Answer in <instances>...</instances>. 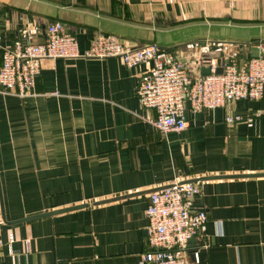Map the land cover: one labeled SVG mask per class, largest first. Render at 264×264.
I'll return each mask as SVG.
<instances>
[{"label":"crops","instance_id":"1","mask_svg":"<svg viewBox=\"0 0 264 264\" xmlns=\"http://www.w3.org/2000/svg\"><path fill=\"white\" fill-rule=\"evenodd\" d=\"M54 21L82 55L44 60L33 95L0 92V264H142L150 193L178 179L208 216L189 264H264V97L187 103L186 129L161 133L136 92L144 66L85 56L113 35L222 67L264 43V0H0V44L41 43Z\"/></svg>","mask_w":264,"mask_h":264},{"label":"built area","instance_id":"2","mask_svg":"<svg viewBox=\"0 0 264 264\" xmlns=\"http://www.w3.org/2000/svg\"><path fill=\"white\" fill-rule=\"evenodd\" d=\"M256 49V54L244 59L225 58L221 73L214 59L202 58V64L210 68L209 74L192 69L173 49L157 43L133 47L113 35L97 36L85 56L117 57L128 68L144 66L136 89L138 98L144 107L156 112L155 117H149L150 123L161 133H168L186 129L187 103L198 112L222 107L229 101L262 99L264 43H257ZM0 50V92L22 96L35 94L44 60L82 55L77 37L61 21L47 25L41 43L20 38L9 47L0 44ZM201 194L197 183L181 179L150 193L146 210L148 250L142 255V264H189L188 244L208 219L206 211L195 205ZM13 238L10 233L9 249ZM3 245L0 238V247ZM194 259L199 260L197 252Z\"/></svg>","mask_w":264,"mask_h":264},{"label":"water","instance_id":"3","mask_svg":"<svg viewBox=\"0 0 264 264\" xmlns=\"http://www.w3.org/2000/svg\"><path fill=\"white\" fill-rule=\"evenodd\" d=\"M203 73L204 74H209L210 73V68H206V67H204L203 69ZM223 71V69H222V67H219L218 69H217V72L218 73H221ZM84 206H86L85 204H83V205H77V206H74V207H68V208H64V209H59V210H56V211H52V212H48V213H44V214H42V215H37V216H35V217H38V216H43V215H50V214H55V213H60V212H64V211H68V210H72V209H78V208H81V207H84ZM30 218H32V217H30Z\"/></svg>","mask_w":264,"mask_h":264}]
</instances>
